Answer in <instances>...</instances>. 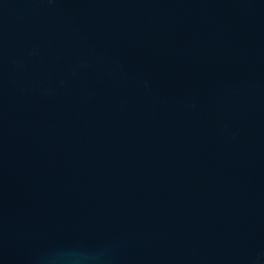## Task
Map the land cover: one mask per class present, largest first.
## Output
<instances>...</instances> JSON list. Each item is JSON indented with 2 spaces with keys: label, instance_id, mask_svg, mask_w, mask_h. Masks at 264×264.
<instances>
[{
  "label": "water",
  "instance_id": "obj_1",
  "mask_svg": "<svg viewBox=\"0 0 264 264\" xmlns=\"http://www.w3.org/2000/svg\"><path fill=\"white\" fill-rule=\"evenodd\" d=\"M0 264H264V0H0Z\"/></svg>",
  "mask_w": 264,
  "mask_h": 264
}]
</instances>
